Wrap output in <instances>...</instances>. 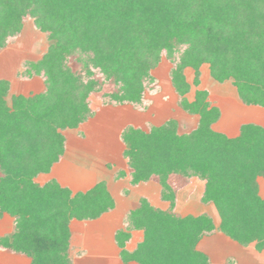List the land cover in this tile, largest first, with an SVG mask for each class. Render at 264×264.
Segmentation results:
<instances>
[{
  "label": "trees",
  "instance_id": "trees-1",
  "mask_svg": "<svg viewBox=\"0 0 264 264\" xmlns=\"http://www.w3.org/2000/svg\"><path fill=\"white\" fill-rule=\"evenodd\" d=\"M26 19L45 33L47 50L25 62L21 76L41 77L44 90L7 101L9 83L0 80V218L12 220L0 249L29 264H71L69 223L99 219L113 200L103 180L73 193L54 179L35 178L60 160L61 131L92 117L91 94L112 85L102 103L141 108L156 88L151 70L165 57L179 108L197 120L184 132L174 119L122 130L129 185L155 179L168 206L161 210L141 197L124 215L113 234L119 264H211L197 244L215 231L264 251L257 184L264 178V125L240 124L233 137L215 131L219 109L205 90L188 100L183 75L192 68L197 85L206 63L213 80L231 82L243 105L264 107V0H0V51ZM123 176L119 171L115 179ZM172 178L203 183L194 201L213 206L217 227L205 213L174 211L181 188ZM133 231L141 239L128 251Z\"/></svg>",
  "mask_w": 264,
  "mask_h": 264
},
{
  "label": "rangeland",
  "instance_id": "rangeland-1",
  "mask_svg": "<svg viewBox=\"0 0 264 264\" xmlns=\"http://www.w3.org/2000/svg\"><path fill=\"white\" fill-rule=\"evenodd\" d=\"M46 50L45 33L36 29L32 20L26 19L18 36L0 51V80L9 83L7 101L12 95L31 96L43 92L44 83L41 77L21 75L24 63L37 61ZM73 65L75 66V63ZM208 66L205 63L198 68L197 85L193 84L195 72L192 68H185L183 75L189 85V92L186 93L188 100H192L196 90H205L211 105L219 109L220 116L213 129L227 136H234L240 124L264 125V107L243 105L231 82L219 83L213 80ZM170 68V62L165 57H161L160 63L151 70L156 88L145 93V104L141 108L102 103L101 96L115 90L112 85L106 84L101 92L91 94L88 102L93 111L92 117L76 128L61 131L64 137V151L60 161L49 173L37 176L36 183L43 184L54 179L72 191H84L93 185L95 175H100L104 182L109 183L111 192L119 196L127 193L129 183L127 175L130 169L122 157L124 151V145L120 140L122 130L127 126L147 129L151 125H161L169 119H174L178 122L179 131L184 132L190 130L196 123V117L184 114L178 106V96L170 84ZM119 171L124 172L125 176L115 179ZM127 179L128 183L125 181ZM171 182L181 188L177 205L181 216L205 213L212 218L214 226H218V216L213 206L197 202L203 183L191 180L183 181L187 183L183 185L179 178H172ZM257 184L259 196L264 197V178H258ZM181 185L183 186L180 187ZM195 197L197 201L194 202ZM3 226L12 227L10 217L0 218V233ZM216 234V237L204 239L205 241L199 246L200 250L210 255L212 264H264V251L256 250L253 244L242 246L218 231ZM228 260L232 262L229 263ZM90 261L92 264L101 263L97 259ZM7 262L10 263V260L7 259Z\"/></svg>",
  "mask_w": 264,
  "mask_h": 264
},
{
  "label": "crops",
  "instance_id": "crops-1",
  "mask_svg": "<svg viewBox=\"0 0 264 264\" xmlns=\"http://www.w3.org/2000/svg\"><path fill=\"white\" fill-rule=\"evenodd\" d=\"M228 137H233V136H228ZM128 179L125 180L127 183H128ZM102 180L103 179L100 175H95V181L93 185ZM105 182H106L107 190L113 200L114 208L111 212L101 216L97 220H94V221L72 220L69 223V229L71 233L70 235L71 264H78V263L92 264V261L90 260H93V259H97V261L101 262L97 264H119L120 263L119 256H118L119 251L115 244L113 234H115V232L118 229L123 227L122 221H123L124 215L129 210H132L133 208H135L139 198L141 197L145 198L151 206L156 207V208L159 207V209L161 210H165L168 206L167 202H164L160 199V196H159L160 188H159L157 181L155 179L153 180V178H151L149 181L145 183H140L136 186H131L128 183L127 193H124V194L122 193V195L120 194V196L119 194H115L111 192L110 187L108 185L109 183L107 181ZM61 186H64V185H61ZM70 191L73 193L83 192V191H72V190ZM154 192H157V193H154ZM134 193H136L135 196H133ZM178 204H179V201H178V196H177L175 209H174V211L177 213H179L177 210ZM4 217H8V216L4 215L2 218L4 219ZM11 231H12V227L6 228L5 226H3V228H1L0 236L7 235ZM216 235L217 234L215 231V233H213L212 235L203 237L197 244V249L201 251L202 253H204L209 258L208 261H210L211 264H212V260H211L210 255L206 251L200 250L199 246L201 245V243L205 241L204 239L216 237ZM140 239H141L140 232L133 231L131 233V239L126 243V249L128 251L133 250L136 244L140 241ZM0 255H2L0 256V259L2 257V259L0 260V264H29V260L27 258L11 254L2 249H0ZM7 259L10 260V263H8L9 261L7 262ZM132 264H135V263H132Z\"/></svg>",
  "mask_w": 264,
  "mask_h": 264
}]
</instances>
